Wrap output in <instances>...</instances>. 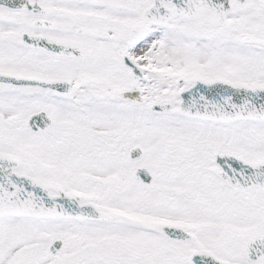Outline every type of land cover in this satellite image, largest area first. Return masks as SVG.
<instances>
[{
    "label": "snow or ice",
    "instance_id": "6c2138e0",
    "mask_svg": "<svg viewBox=\"0 0 264 264\" xmlns=\"http://www.w3.org/2000/svg\"><path fill=\"white\" fill-rule=\"evenodd\" d=\"M0 264H264V0H0Z\"/></svg>",
    "mask_w": 264,
    "mask_h": 264
}]
</instances>
